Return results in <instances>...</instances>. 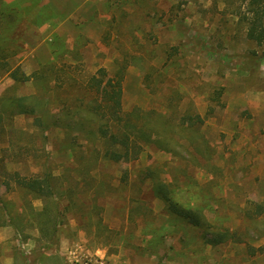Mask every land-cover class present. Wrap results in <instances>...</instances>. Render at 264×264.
Listing matches in <instances>:
<instances>
[{
	"label": "rangeland",
	"instance_id": "374dc122",
	"mask_svg": "<svg viewBox=\"0 0 264 264\" xmlns=\"http://www.w3.org/2000/svg\"><path fill=\"white\" fill-rule=\"evenodd\" d=\"M5 1L14 18L0 30L16 38L0 43L11 64L43 70L48 83L5 75L0 94L48 86L49 111L69 117L44 132L30 115L5 122L0 264H264V37H247L246 0ZM99 67L121 76L124 112L171 116L168 147L143 142L136 159L92 160L101 140L79 129L74 99ZM188 113L204 121L179 127ZM46 169L60 211L49 247L44 201L11 177ZM158 183L180 207L200 209L202 225L169 212ZM223 232L232 238L205 242Z\"/></svg>",
	"mask_w": 264,
	"mask_h": 264
},
{
	"label": "trees",
	"instance_id": "16d2710c",
	"mask_svg": "<svg viewBox=\"0 0 264 264\" xmlns=\"http://www.w3.org/2000/svg\"><path fill=\"white\" fill-rule=\"evenodd\" d=\"M247 11L250 17L247 18V37L257 42H261L264 37L263 14L264 0H246ZM14 18V12L11 11L10 5L5 0H0V24L10 22ZM1 28V27H0ZM15 33L8 31L1 32L0 42L7 43L15 40ZM5 47L0 43V80L2 77L9 76L15 83L45 80L48 83L47 74L43 70H36L30 74H26L21 70L20 65L13 66L10 62V54L5 52ZM121 76L114 79L107 75V71L103 67H99L92 73L80 92L75 97L76 108L78 110L77 125L83 132L91 134L101 140L102 150H95V154L100 152L93 158L95 162L100 156L106 162L129 161L136 159L142 150L143 142H154L160 144L161 147H168L172 141V137L167 134L169 126H171V116H167L163 112L149 110L139 115L134 111L124 112L122 110V88L120 82ZM56 81V80H55ZM56 85V84H54ZM48 86L44 93H29L14 95L8 90L0 94V141H3L7 128L6 121L11 120L16 114H26L33 117L34 122L40 131H45L50 126L55 125L59 121H63L59 113L64 112V121L68 122V109L62 111H49L48 104ZM8 91V92H7ZM65 102V101H64ZM67 111V112H66ZM66 112V113H65ZM72 113L69 111V114ZM180 123L185 125L179 127L194 126L201 124L204 118L198 113L182 114ZM9 123V122H7ZM181 123V124H182ZM69 125V123H65ZM91 163L93 161H90ZM89 162V163H90ZM86 166V165H84ZM13 178L14 188L41 198L44 201L42 212L45 215L40 226V235L45 240L46 247L51 246L57 241V231L59 222L57 221L60 211L57 209V201L55 199L57 192L56 177L53 176L52 170L46 169L41 173L23 176L20 174H11ZM0 184L6 189H10L11 185L7 179H1ZM155 194L161 197L167 204V209L172 214L178 215L186 220L192 226L199 227L202 225L203 219L200 209H186L180 207L179 204L173 202L170 196V189L166 183H158L153 187ZM72 205V201L70 200ZM3 210H6V205ZM263 210L264 207L260 206ZM260 207H257V211ZM70 209L66 207L67 211ZM85 211H89L85 207ZM41 212V213H42ZM233 233L223 232L215 238L207 237L205 242L216 245L232 238Z\"/></svg>",
	"mask_w": 264,
	"mask_h": 264
}]
</instances>
